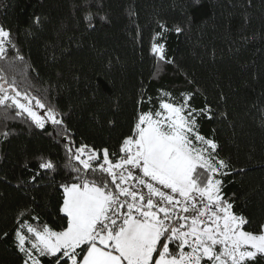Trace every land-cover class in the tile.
I'll return each mask as SVG.
<instances>
[{"label": "trees", "instance_id": "16d2710c", "mask_svg": "<svg viewBox=\"0 0 264 264\" xmlns=\"http://www.w3.org/2000/svg\"><path fill=\"white\" fill-rule=\"evenodd\" d=\"M253 4L248 9L246 0H103L93 30L78 8L95 13L92 0H0V25L17 45L7 46L2 74L22 93L54 106L73 142L57 135L61 127L48 123L39 129L26 114L17 117V109H8L5 119L0 106V130L5 124L11 130L8 139L0 138V232L9 233L0 239V264H19L13 238L19 213L34 226H63L57 185L76 163L66 145L73 151L82 143L115 149L138 111L158 109L161 91L175 102L191 92L193 107L212 108L213 118L198 122L230 164L223 191L238 197L234 210L251 222L247 230L264 222V0ZM34 17L43 22L34 24ZM158 23L168 29L161 37ZM176 26L183 31L176 33ZM153 42L165 45L172 63L156 58ZM142 96L152 102L138 106ZM41 157L51 159L56 171L39 169Z\"/></svg>", "mask_w": 264, "mask_h": 264}, {"label": "snow or ice", "instance_id": "6c2138e0", "mask_svg": "<svg viewBox=\"0 0 264 264\" xmlns=\"http://www.w3.org/2000/svg\"><path fill=\"white\" fill-rule=\"evenodd\" d=\"M95 13L84 5L83 20L95 30L93 19L103 11V0H92ZM199 4L200 0H192ZM246 0V8L253 7ZM107 21V16H101ZM245 22L250 17H244ZM43 18L34 17L40 24ZM161 37L168 31L158 23ZM183 29L175 27V32ZM9 29L0 25V60L8 47L17 48ZM155 39V37H154ZM151 51L159 61L172 63L163 43L153 42ZM18 60L24 57L18 54ZM0 69V106L17 109V117L27 115L39 129L46 124L61 127L69 144L68 129L61 114L35 96L18 90ZM7 85V86H6ZM194 94L182 93L175 102L170 92L161 91L157 110L138 111L127 135L115 149L81 144L70 154L67 179L57 185L61 191L59 230L44 223L34 226L19 217L13 232L19 264H259L264 261V222L247 230L249 219L235 209L238 197L227 196L222 177L230 164L220 158L219 145L200 133L198 120L213 118L206 103L195 108ZM46 109L44 114L34 110ZM141 97L137 105L151 103ZM109 123H113L109 121ZM0 130L6 140L11 130ZM41 170L56 171L51 159L41 157ZM39 173H37L38 175ZM36 180L34 175L31 178ZM38 221V217H32ZM8 231L0 232V239Z\"/></svg>", "mask_w": 264, "mask_h": 264}, {"label": "rangeland", "instance_id": "374dc122", "mask_svg": "<svg viewBox=\"0 0 264 264\" xmlns=\"http://www.w3.org/2000/svg\"><path fill=\"white\" fill-rule=\"evenodd\" d=\"M33 106H34V110H36V111L39 112L40 114H44V112L46 111L45 109L35 108V104H34V102H33Z\"/></svg>", "mask_w": 264, "mask_h": 264}]
</instances>
